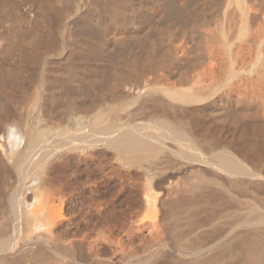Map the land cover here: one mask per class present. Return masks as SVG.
I'll return each instance as SVG.
<instances>
[{
    "label": "bare ground",
    "instance_id": "1",
    "mask_svg": "<svg viewBox=\"0 0 264 264\" xmlns=\"http://www.w3.org/2000/svg\"><path fill=\"white\" fill-rule=\"evenodd\" d=\"M0 23V264L89 261L54 233L61 149L50 172L99 154L160 189L123 264H264V0H0Z\"/></svg>",
    "mask_w": 264,
    "mask_h": 264
},
{
    "label": "rangeland",
    "instance_id": "2",
    "mask_svg": "<svg viewBox=\"0 0 264 264\" xmlns=\"http://www.w3.org/2000/svg\"><path fill=\"white\" fill-rule=\"evenodd\" d=\"M2 28L3 27H0V32L4 30V28L3 29ZM66 151L67 150L65 149H61L60 152L57 151V154L56 153L54 154L55 156L57 155L59 156V153H60V159L59 157H55L52 154V157L50 156L49 157L50 159L48 158L49 160L48 159L46 160L44 164V168H43V175L48 176L47 177L48 179L49 178L51 179L52 177H54L53 180L57 179L58 181L56 182H59V181L61 182V183L51 182L49 184L47 182L46 183L47 188L45 185V192L47 193L46 194L47 197L51 196L48 194H51L52 191L55 190V188L56 189L61 188V192H60L61 194L59 193L60 195H55L57 197L53 196L54 199L52 198V200H54L53 208L57 206L56 210L54 211L57 212L58 210L59 212L60 210L61 212L60 214L61 217L59 216V218L57 219L58 225L57 224L56 225L58 227L55 229L54 233L57 234L60 238L64 237V239H78V240L84 241L86 244H89L91 246V248H89L88 250L90 259L86 264H97V263L98 264H105V263L106 264H123L122 262H123L124 257H127V256L134 257V256H140L142 255V253L144 254L146 250L145 248L147 246V240H148V237L150 236L149 231L148 230L146 231V229H149L152 226L151 224L155 223L156 218H157V221L160 218L159 208H155V207H158V205L155 206L153 200L150 202V204H148L149 202L147 203L146 201L149 199V197L151 199L150 195L152 193L154 195L155 194L157 195L158 190L160 191V189L154 188L152 186L153 189L157 191H154L151 189L150 191H153L151 193L149 191L151 186L150 188L147 189L149 185L147 186V184L144 183L143 176L138 175L140 171L135 169L137 171L136 172L133 169L134 171L133 173L135 174V176L133 173H130L132 172V168H135V167H129L128 169L125 168V170H128V171H125L124 168L123 169L121 168L122 170H124L122 171L117 167L118 168L117 170V168L114 167V165L112 166V164L109 163L108 161L106 163L105 162L106 159L102 158V156L100 158L99 154L97 155L95 154V157L93 155L91 163L87 165L86 169L89 170V172L84 167L81 170H85V172L79 171L81 173V176L79 177H78V174H76L78 172L75 173L74 171L75 168L72 165L68 166L69 169L65 168L67 166H64L62 167L63 169L65 168L64 170H62V168L60 169L58 168L59 169L58 171V169L55 168L56 169L55 171H53L54 170L53 169L52 170L53 172L52 171L50 172L51 168L53 167L52 164H56L57 162L62 161L61 158L64 159L65 157L64 155H66L64 154V152L66 153ZM61 153L63 155H61ZM97 159L99 161L102 159L100 164ZM50 160L51 161L53 160L55 163H51ZM47 161L50 162L51 166H49L50 164H46L48 163ZM103 162L107 164L106 166L107 168L103 167L105 166V163ZM48 166L49 168H47ZM113 167L116 170L112 171V169H114ZM60 170H62V173ZM127 172L130 173L129 177L126 176L128 175ZM135 172L137 173V175ZM140 175H142L141 172H140ZM65 176L67 177L65 178ZM125 176L127 178H130L131 176L133 178H135L136 176L137 177L139 176L138 177L139 179L140 177H142V180L140 179L142 188L138 187L140 185V182L138 183L139 180H136L138 178H135V179L130 178L129 181L126 180L127 179L126 178L124 179L125 181L124 183V181L121 180L122 179L121 177L125 178ZM114 177L115 178L117 177L118 179L117 178L115 179ZM131 179L133 181H131ZM78 180L82 182L80 183ZM134 180L137 182H134ZM119 181L121 182L119 183ZM122 181L124 184L122 183ZM127 182L130 184H128ZM133 182L136 184L138 183V184L133 185L134 184ZM59 184L60 186H57ZM147 190H148V194H147ZM142 193H144V196L148 195L146 196L148 197V199L143 196L146 201L145 200L142 201L143 199V197H141V195H143ZM163 207L165 209H168L170 206L164 205ZM201 218H202L201 220H203L204 217L202 216ZM201 220H199L198 218L197 220H195L196 222L194 221L193 223L189 225H186V224L184 225L183 223H181L182 225H184L183 228L181 229V232L184 234L185 232L192 229L195 226V223L197 224ZM175 223L176 222H173L172 220L169 221V224L173 225ZM177 231L179 232L178 229ZM177 231H174V233H172L174 234L173 236H177L178 234ZM118 244L120 247L118 246ZM90 255L93 258H91ZM170 260L172 261L171 258ZM170 260L166 259L164 263L162 261V264H171Z\"/></svg>",
    "mask_w": 264,
    "mask_h": 264
}]
</instances>
